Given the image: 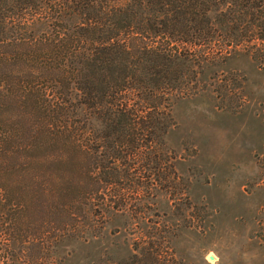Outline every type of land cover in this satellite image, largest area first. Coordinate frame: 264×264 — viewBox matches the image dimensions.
<instances>
[{
  "label": "trees",
  "instance_id": "obj_1",
  "mask_svg": "<svg viewBox=\"0 0 264 264\" xmlns=\"http://www.w3.org/2000/svg\"><path fill=\"white\" fill-rule=\"evenodd\" d=\"M261 18L264 0H0V264H58L150 196L173 99L216 58L198 47H256Z\"/></svg>",
  "mask_w": 264,
  "mask_h": 264
},
{
  "label": "rangeland",
  "instance_id": "obj_2",
  "mask_svg": "<svg viewBox=\"0 0 264 264\" xmlns=\"http://www.w3.org/2000/svg\"><path fill=\"white\" fill-rule=\"evenodd\" d=\"M241 35L257 46L198 47L216 58L173 99L166 165L140 177L152 194L58 264H264V32Z\"/></svg>",
  "mask_w": 264,
  "mask_h": 264
},
{
  "label": "water",
  "instance_id": "obj_3",
  "mask_svg": "<svg viewBox=\"0 0 264 264\" xmlns=\"http://www.w3.org/2000/svg\"><path fill=\"white\" fill-rule=\"evenodd\" d=\"M211 260H214V257H211Z\"/></svg>",
  "mask_w": 264,
  "mask_h": 264
}]
</instances>
